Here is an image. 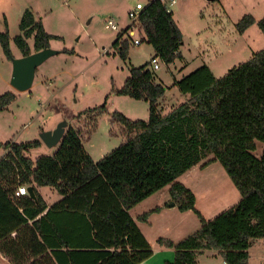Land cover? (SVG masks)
Instances as JSON below:
<instances>
[{
    "label": "trees",
    "instance_id": "1",
    "mask_svg": "<svg viewBox=\"0 0 264 264\" xmlns=\"http://www.w3.org/2000/svg\"><path fill=\"white\" fill-rule=\"evenodd\" d=\"M256 22L264 33V17L257 20L252 14L244 15L236 28L244 33ZM132 27L144 34L141 42L152 44L154 55L149 62L131 67L123 87L113 91L147 100L150 115L148 120H133L122 112L113 113L111 122L120 124L126 134L119 148L99 160L85 148L84 136L90 138L97 128L106 104L75 115V120L84 117L83 126L69 124L53 155L34 159L28 155L43 144L39 138L22 143L0 140L4 150L0 192L11 191L0 197V205L5 208L15 199L33 219L29 223L20 217L11 227H0V250L12 264H141L154 251L130 209L166 185L170 201L181 211L193 210L201 222L197 231L178 242L158 238L161 246L175 250L174 259L166 264H198V254L206 249L217 250L226 264H249L250 246L264 238V150L260 157L253 153L257 141L264 142V48L223 77H216L205 63L175 78L173 85L188 97L163 113L168 87L156 80L152 59L172 63L182 57L184 43L170 0H151L139 21L118 34L113 47L124 60L135 39L128 33ZM20 28L22 33L14 40L22 56L33 53L29 38L34 39V51H40L59 37L49 33L30 9L24 12ZM10 42L7 28L0 32V43L9 58ZM61 52L74 53V49ZM15 99L13 91L1 94L0 112ZM214 161L221 162L241 198L208 220L196 207L194 191L178 178L200 163ZM18 185L33 186L37 199L13 194ZM40 187L58 192L61 199L53 208L76 216L73 226L50 219L52 209L41 215L47 201ZM151 212L138 218L147 221ZM0 218L5 215L0 213ZM14 229L17 234L12 236Z\"/></svg>",
    "mask_w": 264,
    "mask_h": 264
},
{
    "label": "rangeland",
    "instance_id": "2",
    "mask_svg": "<svg viewBox=\"0 0 264 264\" xmlns=\"http://www.w3.org/2000/svg\"><path fill=\"white\" fill-rule=\"evenodd\" d=\"M150 1L0 0V32L8 28L12 50V57L9 58L0 43V95L6 91L16 93V99L0 112V140L4 143L42 140L43 132L54 130L62 121H68V126H83L84 117L75 120V115L106 104L107 112L99 117L97 128L90 138L84 136L85 148L95 160L119 148L126 140V134L120 124L111 122L113 113L122 112L133 120H148L150 114L147 100L121 95L116 90L123 87L131 67L151 60L154 47L146 41L141 44L132 42L129 58L124 60L113 43L118 34L131 24L129 12L135 10L138 3L146 6ZM170 8L184 34V43L180 49L182 57L172 63L159 60L160 67L155 69L156 80L168 87L166 99L161 105L163 113L185 101L184 94L173 85L175 78L179 79L205 63L211 65L216 77H223L231 68L264 48V33L257 22L244 33L236 28V23L246 14H252L257 20L264 17V0H175L170 2ZM27 9L34 13L37 20H42L49 33L59 36L51 39L50 45L60 53L37 68L31 88L19 91L11 83L13 57L22 55L14 38L22 33L20 22ZM109 20L115 22L118 29L108 28L106 24ZM131 29L135 31L133 35ZM128 33L133 39L144 37L137 27L130 28ZM28 41L35 52L34 39L29 38ZM66 48L74 49V53L61 52ZM113 88L116 90L113 91ZM56 150L57 146L43 143L30 149L28 155L34 159L53 155ZM263 150L264 142L258 140L253 153L260 157ZM3 154L4 150L0 149V156ZM205 167L192 170L199 172L200 179L185 173L181 180L192 183L199 198L196 207L209 220L237 203L241 194L235 200L236 197L224 189H227V182L230 185L233 182L220 161ZM216 183V195L213 200H207L212 185ZM167 188L168 185L164 186L133 207L134 212L143 214L162 206V211L150 213L149 224H142L153 249L158 247L160 237L178 242L201 226L193 210L169 209L171 203L166 201L163 191ZM50 189L53 188L44 187V192ZM249 253V264H264V238L254 242ZM200 260L202 263L208 261L206 256ZM208 264L226 263L221 255H217Z\"/></svg>",
    "mask_w": 264,
    "mask_h": 264
},
{
    "label": "crops",
    "instance_id": "3",
    "mask_svg": "<svg viewBox=\"0 0 264 264\" xmlns=\"http://www.w3.org/2000/svg\"><path fill=\"white\" fill-rule=\"evenodd\" d=\"M20 56H22V55H20ZM206 64H208V63H206ZM208 65L212 69L211 65L210 64H208ZM212 71H213V69H212ZM183 97H185V99H186V96H183ZM165 99H166V96H165L164 100ZM57 147H58V145H57ZM213 163L214 162H212V163H210L208 165H211ZM205 166H207V165H205ZM205 166H203L202 163H200V164L192 167L190 170H188L185 173H188L191 176H195L197 179H200L199 172H193L192 170L195 169V168H200V167L204 168ZM185 173H184V175H185ZM220 174L225 176V174L223 172H221ZM182 176H183V174L178 179H180L181 182H183L185 185H187L188 187H190L193 190L192 183H188V181H182L181 180ZM227 184H228L227 189L226 188H224V189L226 191L230 192V195L232 197L233 196L236 197L235 200L240 198V196H239L240 192H237L238 189L234 185V183L230 185L227 182ZM212 186H213V188L211 189V193L209 191L210 197L207 196V200L210 199V201L213 200L214 196L216 195L215 190H216V188H218L217 183L215 185H212ZM215 186H217V187L215 188ZM225 187H226V185H225ZM169 188L164 189L163 191H164V194H166V196H165L166 201L171 203L170 194H169ZM224 189H223V191L226 192ZM39 190H40V192L42 193V195L44 196V198L47 201V209L41 215L45 214L49 209H52L53 211L51 213H49L50 219H57V221H59V222L66 223L67 226H73L75 224L76 220H77L76 216H72V214H69V213H67L65 211H62L60 208L59 209L53 208L55 203H57L61 199V196L58 194V192L55 189H50L47 192H44V187H40ZM159 190H158V192H159ZM194 193L196 194V197H197V202H196V206H197L199 198H198V195H197V193L195 191H194ZM237 193H239V194H237ZM9 194H11V191L9 189H5L4 191L0 192V197L7 196ZM221 194H224V193H221ZM152 195H150L149 197H151ZM204 198H206V196H204ZM212 203H214V201H212ZM133 209L134 208L130 209L131 215L133 216L134 220L136 221V223H137L138 227L140 228V230L142 231V233L145 235L146 238H148V235H147L146 231L143 229L142 224H149L150 221L149 220L141 221V219L138 218L139 215H141V214H139L137 212H134ZM169 209H171V211H175L174 209H177V206L176 205H174V206L169 205ZM29 210L32 211V208L30 207ZM162 210H163L162 206H160V209L157 210V212H160ZM157 212H155V213H157ZM0 213L5 215V218H3V219L0 218V221H3V222H0V227H3V226L11 227L13 222L16 224V218L19 219L20 217L27 218L29 223L33 222V219L28 217V215L26 214L24 208L18 206L15 203V199L11 200L10 202H7L5 208H2V205H0ZM152 214H154V213H152ZM50 219H49V221H50ZM17 229H14V231H12V236H15L17 234ZM155 248L156 249L152 248L153 251H154L153 255L151 257H149L146 261L142 262L141 264H166L167 261H172L174 259V255H175L174 248L161 246L159 243H158V247H155ZM217 255H220L217 250H215V249H206V250H204V251H202L201 253L198 254V257H197L198 264H208L210 262V260H212ZM205 256L207 257L209 262L206 261V263H202L200 258L201 257H205ZM0 261L2 263H4V264H12L10 262V260L8 259V257H6L1 252V250H0ZM224 263H225V261H224Z\"/></svg>",
    "mask_w": 264,
    "mask_h": 264
},
{
    "label": "water",
    "instance_id": "4",
    "mask_svg": "<svg viewBox=\"0 0 264 264\" xmlns=\"http://www.w3.org/2000/svg\"><path fill=\"white\" fill-rule=\"evenodd\" d=\"M60 53V50L51 47L35 51L26 56L13 57V75L11 79L12 85L19 91H26L33 85L37 68L51 56ZM68 121H62L54 130H48L42 133V141L49 146H57L62 141L67 131ZM29 195L34 199L37 196L33 186L28 187ZM175 202H171L174 206ZM0 264H4L0 261Z\"/></svg>",
    "mask_w": 264,
    "mask_h": 264
},
{
    "label": "built area",
    "instance_id": "5",
    "mask_svg": "<svg viewBox=\"0 0 264 264\" xmlns=\"http://www.w3.org/2000/svg\"><path fill=\"white\" fill-rule=\"evenodd\" d=\"M175 0H170V2H174ZM145 6H143L141 3H138L136 6L135 10H131L129 12V17L132 20L131 24H136L139 21L140 18V14L142 12V10L144 9ZM106 26L108 28H112V29H118L117 24H115V22H113L112 20H109L106 24ZM135 33L134 29H131V34L133 35ZM135 44H141V39L140 38H135L134 39ZM152 64H153V68L157 69L160 67L159 65V58L155 57L152 59ZM13 194H15L16 196H21V195H26L29 194L28 191V187L26 185H18L15 188H13Z\"/></svg>",
    "mask_w": 264,
    "mask_h": 264
}]
</instances>
